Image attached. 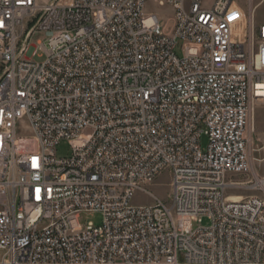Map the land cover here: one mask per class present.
<instances>
[{"label":"built area","instance_id":"obj_1","mask_svg":"<svg viewBox=\"0 0 264 264\" xmlns=\"http://www.w3.org/2000/svg\"><path fill=\"white\" fill-rule=\"evenodd\" d=\"M210 1L0 0V264H264V200L229 195L264 164V0Z\"/></svg>","mask_w":264,"mask_h":264},{"label":"rangeland","instance_id":"obj_2","mask_svg":"<svg viewBox=\"0 0 264 264\" xmlns=\"http://www.w3.org/2000/svg\"><path fill=\"white\" fill-rule=\"evenodd\" d=\"M207 4H210V0H205ZM237 11H240L241 3L236 1V6H234ZM147 15H156L160 21L161 27H164L166 31H169L172 28L173 22V9L166 6H159L156 3H148L145 8ZM256 18L260 22H264V1L260 3L257 7ZM240 29V28H239ZM239 29L237 32L239 33ZM242 32V31H241ZM240 32V33H241ZM38 36H35L37 39ZM175 55L178 58H181V50L180 45L175 50ZM35 61H41V59L36 58ZM255 131L253 135V140L256 142L258 140L264 139V106L258 105L255 107ZM200 146L202 149H205L207 146V138L202 136L200 139ZM71 155V149L66 141H61L56 147V156L58 158H67ZM262 169L260 171H253L248 175L243 176H235L229 177L230 179H234L238 183L244 184L241 189L238 191L229 192V195L237 196V197H258L264 200V182L261 185L262 178H264V164L262 165ZM259 183V184H258ZM155 199L169 204V196H170V177L167 173H163L155 183L148 189ZM152 199L143 193H136L131 204L134 206L140 205H150L152 204ZM102 222V215L100 213H83L80 216V223L86 224L91 223L94 226H100ZM202 226H209V221L207 219H203Z\"/></svg>","mask_w":264,"mask_h":264},{"label":"bare ground","instance_id":"obj_3","mask_svg":"<svg viewBox=\"0 0 264 264\" xmlns=\"http://www.w3.org/2000/svg\"><path fill=\"white\" fill-rule=\"evenodd\" d=\"M263 182H261V185H262ZM259 184V183H258ZM241 197H237V196H234L232 197L233 200H239Z\"/></svg>","mask_w":264,"mask_h":264}]
</instances>
